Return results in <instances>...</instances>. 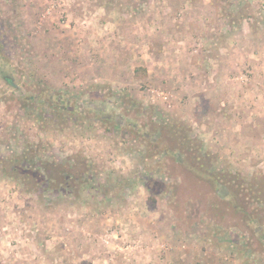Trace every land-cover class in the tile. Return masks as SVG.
<instances>
[{
	"label": "rangeland",
	"instance_id": "obj_1",
	"mask_svg": "<svg viewBox=\"0 0 264 264\" xmlns=\"http://www.w3.org/2000/svg\"><path fill=\"white\" fill-rule=\"evenodd\" d=\"M172 122L246 190L178 163ZM22 152L75 177L0 168V264H264V0H0V159Z\"/></svg>",
	"mask_w": 264,
	"mask_h": 264
},
{
	"label": "trees",
	"instance_id": "obj_2",
	"mask_svg": "<svg viewBox=\"0 0 264 264\" xmlns=\"http://www.w3.org/2000/svg\"><path fill=\"white\" fill-rule=\"evenodd\" d=\"M136 71H138V69H136ZM9 83L12 84L11 81H9ZM32 98H34V96H32ZM37 100L40 101L39 103H42L41 98L37 97ZM54 101L55 102L52 103L54 106L51 108L55 109L56 111V109L58 108V104L56 99ZM31 103L33 102L31 101ZM66 107L67 106L65 105V110ZM57 113L58 112H56V114ZM78 113L79 112L73 107L67 108V114H69L70 118L77 119L79 117ZM58 114L61 115V113ZM36 118L41 119L42 114H39ZM176 125L177 123H168L167 126H169L171 129L169 131L170 137L176 142L177 148L181 149V154H185L187 157L189 156L190 160V162H187V160H184V158H182L178 161V163L187 167V169H189L199 178H205L207 181H209L211 187H213L215 191H217L220 186H226L230 188L231 186L235 187L234 190L232 188L231 189L235 194L238 195L239 191L242 192L246 190L242 183L233 185L234 180L230 177L229 174L228 177L227 175L218 172L217 169H214L212 167L211 155L209 153L202 154L198 145H195L196 148H193L195 140L188 134V129L181 124H179V126ZM167 152L170 153L169 149ZM24 154L25 153L22 152V155L20 156L0 159V168L2 170H0L1 173L6 174L8 177H15L16 179H20L22 182L30 180L38 183H43L44 185H47V187L52 186L53 183L56 182H63L66 185H71V181L73 180V177H75V175L71 174V170L69 167H63L55 161L50 162L38 160L35 163L30 158L26 159ZM86 171H89L88 168H86ZM90 173H92V171H90ZM80 183L82 188H91L84 180L80 179ZM237 189H239V191ZM236 190L237 192H235ZM232 191L230 190L229 194H232ZM227 196H224V198H227ZM256 200L259 201V198L256 197ZM257 210L255 208H253L252 211L241 209V211H243L241 214L250 216V214H255L256 212V215H258Z\"/></svg>",
	"mask_w": 264,
	"mask_h": 264
}]
</instances>
